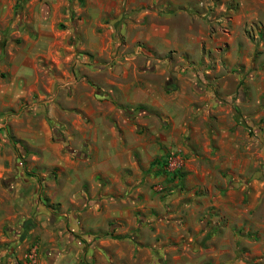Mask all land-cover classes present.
Listing matches in <instances>:
<instances>
[{"label":"rangeland","instance_id":"1","mask_svg":"<svg viewBox=\"0 0 264 264\" xmlns=\"http://www.w3.org/2000/svg\"><path fill=\"white\" fill-rule=\"evenodd\" d=\"M139 2L93 22L86 0H0V264H264V0ZM133 74L179 80L193 113L162 166L111 178L93 113L146 110L109 83Z\"/></svg>","mask_w":264,"mask_h":264},{"label":"crops","instance_id":"2","mask_svg":"<svg viewBox=\"0 0 264 264\" xmlns=\"http://www.w3.org/2000/svg\"><path fill=\"white\" fill-rule=\"evenodd\" d=\"M142 4V0H139ZM87 3L95 5L98 9L96 12L89 10H82L85 17L96 20V15L101 16L106 13L118 12L122 0H86ZM133 3L134 0H129ZM147 4H157L158 0H146ZM156 7V6H155ZM142 10L140 18L149 16H156L154 10ZM156 9H158L156 7ZM144 32V40L148 43L152 39H160V41L168 43L166 35L170 31V26L165 24H158L154 22L144 23L142 26ZM184 36L188 37L187 34ZM188 40V38H186ZM190 42V40H188ZM165 43H163L165 45ZM151 44V43H149ZM180 44V45H179ZM177 43L176 39L173 40V48L182 50L181 43ZM168 46V45H165ZM149 48L151 46L149 45ZM88 51L94 50L93 47L88 46ZM93 72V71H92ZM166 80H161L157 83L150 81L148 78H139L135 74L126 77L124 84H115L112 81L109 83L118 85L119 98L127 104L145 105L146 110H150L155 116L156 121H159L157 129L152 125H148L145 119L149 116L146 110L136 109L130 111L129 115H123L121 120L114 121L111 119V114L108 115V123L104 122L105 113L99 114L92 112L96 122L93 124L92 140L97 154L95 155L94 163L98 166V171L104 176L113 177L112 172L115 173L117 169L127 167L132 163H136L135 155H138L141 164H149L152 158L156 155L172 149L176 141L179 140L183 128L184 117L193 113V97L184 94L180 88L179 80L176 84L173 83L169 86ZM176 85H178L176 87ZM195 97L197 92H191ZM97 94V93H96ZM85 97H92V91H86ZM102 97H112L111 90L102 93ZM101 98V97H99ZM86 110V113H89ZM144 115H147L144 117ZM226 132V129L223 130ZM163 149V150H162ZM76 254H62V255H48L45 258L51 261L50 264H76Z\"/></svg>","mask_w":264,"mask_h":264},{"label":"trees","instance_id":"3","mask_svg":"<svg viewBox=\"0 0 264 264\" xmlns=\"http://www.w3.org/2000/svg\"><path fill=\"white\" fill-rule=\"evenodd\" d=\"M151 166H162V160L160 158H156L153 161L150 162L149 167Z\"/></svg>","mask_w":264,"mask_h":264}]
</instances>
